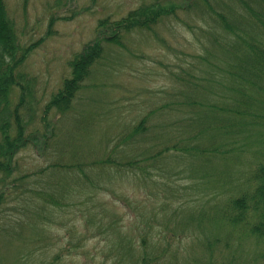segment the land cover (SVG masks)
Here are the masks:
<instances>
[{
	"label": "rangeland",
	"instance_id": "obj_1",
	"mask_svg": "<svg viewBox=\"0 0 264 264\" xmlns=\"http://www.w3.org/2000/svg\"><path fill=\"white\" fill-rule=\"evenodd\" d=\"M4 2L19 45H33L21 70L36 78L42 105L69 76L68 60L95 38L101 19L119 20L146 4L177 7L175 13L163 16L150 29L124 34L123 47L105 46L101 60L85 81L89 88L79 93L80 101L76 99L73 109L59 116L58 134L73 135L74 118L81 113L86 115L95 144L113 139L147 111L160 106L167 99V92L179 84L170 71L192 69L195 64L197 71L201 64L193 56L204 52V30L220 31L204 16L207 13L202 0ZM206 4L219 9L221 1L207 0ZM88 110L92 111L89 115ZM253 156L251 151L237 158L231 168L238 174L226 171L225 180L237 184L238 179H247ZM57 160L52 151L43 153L35 145L17 152V169L11 178L21 173L27 177L17 182L19 186L10 185L0 205V264H134L133 259L142 251L143 236L151 252L164 250L160 264L264 263V241L246 237L237 240L234 236L225 239L213 225L197 229L192 221V217L196 220L199 213L210 208L213 214L207 218H216L217 210L208 207L223 202L229 192L228 184L226 191L217 190L210 185L217 182L212 183L211 179L208 184L195 172L170 177L168 184L153 176L144 181L129 172H108L105 178L111 179V189L85 190L91 194V201L87 202L86 196H77L76 192L74 205L61 206L38 200L35 192L45 188L52 193L53 187L48 183L53 175L45 171H51ZM54 176L52 179L61 175ZM53 190L57 197L58 189ZM119 194L128 196L130 201L121 202L117 199ZM111 221L112 228L107 226ZM208 231L220 236L209 250L204 240Z\"/></svg>",
	"mask_w": 264,
	"mask_h": 264
},
{
	"label": "trees",
	"instance_id": "obj_2",
	"mask_svg": "<svg viewBox=\"0 0 264 264\" xmlns=\"http://www.w3.org/2000/svg\"><path fill=\"white\" fill-rule=\"evenodd\" d=\"M202 1L207 13L204 16L220 31L204 30V52L193 56L201 67L196 71L195 64L192 69L170 71L179 84L167 92L160 106L147 111L113 139L95 144L86 115L74 118L73 135L58 134L59 116L73 109L79 93L89 88L85 81L101 60L105 46L123 47L124 34L150 29L163 16L175 13L177 7L146 4L119 20L101 19L95 38L68 60L69 76L42 105L36 78L21 70L33 45H19L5 2L0 0V205L10 185L27 177L21 173L11 178L17 169V152L35 145L43 153L52 151L59 158L52 170L45 172L61 175L58 179L52 176L48 183L58 189V196L53 188L52 193L40 188L35 191L38 200L74 205L77 192V196L87 197L84 202L91 201V194L85 190L111 189V179L105 178L108 172H129L144 181L153 176L165 184L170 183V177L195 172L208 184L211 179L217 182L210 184L217 190L226 191L227 184L230 186L221 204L208 207L217 210L216 218H207L213 214L211 208L204 209L196 220L192 217L196 228L210 224L225 239L234 236L237 240L246 237L264 241V0H218L219 9ZM251 151L254 160L247 179H238L237 184L225 180L226 171L233 173L235 160ZM117 199L130 201L123 194ZM87 221L92 222L90 218ZM112 225L113 221L107 224L110 228ZM205 233L209 250L220 236L212 231ZM141 247L134 264L161 263L164 250L151 252L145 236Z\"/></svg>",
	"mask_w": 264,
	"mask_h": 264
}]
</instances>
